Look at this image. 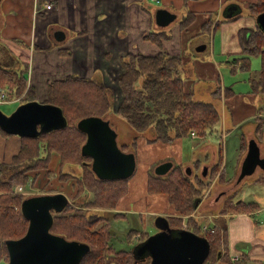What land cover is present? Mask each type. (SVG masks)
I'll return each instance as SVG.
<instances>
[{"label": "trees", "instance_id": "trees-1", "mask_svg": "<svg viewBox=\"0 0 264 264\" xmlns=\"http://www.w3.org/2000/svg\"><path fill=\"white\" fill-rule=\"evenodd\" d=\"M44 4L46 0H38ZM264 11V0H257L248 5V14L253 18ZM189 14L183 21L181 29L186 28L192 21ZM228 19L227 21L233 20ZM161 32L150 33L145 39L155 42L157 46L168 37ZM241 51L238 54H230L226 63L231 72L236 70L248 73V81L251 94L264 96V33L257 28L255 31L243 30L239 34ZM258 58L260 65L258 70L251 72L250 61ZM121 60L123 72L117 78V87L121 93V101L115 111L112 110V96L109 88L92 78L76 75L66 76L62 80L50 81L47 84V99L41 103L50 104L61 109L66 125L61 129L41 132L35 138L18 137L19 147L9 160L0 162V247H4L6 240H15L25 233L27 222L20 212L22 197L11 195L9 192L17 184H27L31 181L37 187L41 176H52V171L47 168L51 156L57 154L60 160L59 179L61 182L72 180L75 182L77 195H87L85 207H99L104 210H113L118 201L127 194L125 188L114 189L103 181L95 179L94 174L86 164L90 158L80 156V147L84 143L85 136L76 129V123L82 118L97 116L106 119L110 112L119 117L125 125L137 133L144 132L153 125L155 131L154 142L171 143L175 139L187 137L191 132L201 138L216 131L221 124V114L211 103L201 102L192 97L191 92L183 89V79L180 74L182 58L179 56L166 55L159 52L157 55L146 56L142 54H127ZM21 74L14 78L12 73L0 75V90L6 88L9 99H20L21 102L34 101L32 88L27 87L26 80ZM26 72V71H25ZM220 99V88L217 87L212 94ZM225 97L233 96L231 87L225 88ZM108 120V119H106ZM256 120V119H255ZM259 120V119H258ZM257 120L255 139H259L262 131V122ZM217 132V131H216ZM0 136H12L0 130ZM135 139L132 145L136 146ZM258 142V140L256 139ZM248 139L244 134L240 136V155L245 156ZM125 150V146H120ZM216 148V159L206 176L203 177V165L200 161H194L189 169L191 176H185L175 167L172 171H178L176 190L168 193V201L173 207L171 216L161 217V225L171 229L189 231L201 236L209 242L210 248L203 264H231L227 254L226 240L222 230L208 228L201 230V223L195 219L198 203L204 197L211 186L213 179L218 175L222 163V149ZM73 160V163L69 159ZM83 162L85 164H83ZM78 163L81 166L80 173L74 176L72 173L61 171L63 165ZM70 167V166H69ZM221 173V172H220ZM219 173L218 176L221 174ZM231 180L228 182L230 183ZM256 183L264 182L263 178L257 179ZM3 198V199H2ZM228 197L219 210V214H244L258 208L256 203L235 201ZM2 199V201H1ZM12 201L10 206H4V202ZM2 202V203H1ZM12 207H15L12 208ZM64 220L57 227L70 232L71 236L86 242L91 246V252L84 264H132V258L128 252L119 251L110 253L109 261L104 263L97 259L102 248H108L105 244L100 245L99 234L107 228L105 219L98 215H89L81 210L69 216H63ZM185 218V219H183ZM99 225L94 235L90 227ZM185 225L184 227H182ZM130 236V233L127 235ZM147 235L143 236V240ZM110 248V249H109ZM108 249L111 251V247ZM5 249V248H4ZM225 250V251H224ZM4 254L5 259L1 257ZM7 262L6 249L0 254V260ZM234 264H246L239 260Z\"/></svg>", "mask_w": 264, "mask_h": 264}, {"label": "crops", "instance_id": "crops-1", "mask_svg": "<svg viewBox=\"0 0 264 264\" xmlns=\"http://www.w3.org/2000/svg\"><path fill=\"white\" fill-rule=\"evenodd\" d=\"M52 1L51 10H36V2L41 5L45 3L42 4L38 0H0V73H12L15 78L23 71L24 80L29 73L30 78L26 80L28 82L26 85L32 88L34 101L38 102L47 99L46 88L50 81L62 80L71 75L92 79L97 76L99 78L97 82L112 88V85H117V78L123 72L120 59L127 54L154 57L159 52H164L166 55L179 56L182 58L181 69L189 66L198 72L199 77L204 78L212 73L216 88L219 87L221 90L223 87L216 70L217 64L219 65L218 57L230 60L228 59L230 54L240 53L241 47L238 43L240 32L255 31L256 28L255 18L248 14V5L257 0H158V4L149 0ZM234 7L236 10L233 15L227 18V9ZM159 8L166 9L176 16L166 29L158 28L153 20L154 13ZM189 14L193 15L191 23L181 29L183 21ZM231 18L234 19L227 21ZM57 31L63 33L62 40L54 37ZM161 31L168 38L162 40L159 46L145 39L148 34ZM207 57L210 59V65L207 64ZM182 79L184 91L191 92L194 96L193 85L189 84L191 81H187V78ZM6 90V88L0 90V94H5V100L0 104L20 101L9 99ZM222 94L220 99L213 95L212 98L223 100L224 104L227 103L230 108H234L238 103L235 100V93L233 92L231 97ZM249 94L253 99L259 96L251 94L250 91ZM260 101L264 103V97ZM250 117L259 119L263 126L260 109L253 107ZM227 136V128L220 125L217 137L225 143ZM252 136L253 133L245 135L248 141L255 139ZM259 140H264L262 131ZM18 141V137L14 135L10 138L0 136V162L9 160L11 155L17 152ZM257 143L259 146V141ZM203 148L211 154L209 162L201 166L204 174L202 176L205 177L216 159V148L212 145ZM224 155L222 148L223 160L219 171L221 175L218 176V173L211 183L222 184L221 192L219 195H212L209 186L208 192L200 200L192 216L198 221L211 217L208 220L211 224L209 226L222 230L229 258L239 256L246 264H264V240L251 239L252 235L240 224L241 221H231L232 215L216 213L223 208L229 196L224 188L229 185L230 180L238 176L244 159L239 149L238 157L227 172ZM121 211L131 212L133 215L138 212L139 215L147 213L144 210L124 208ZM252 212H256L255 215L263 213L264 207L258 205L250 214ZM173 213V207L169 205L168 212L161 215L165 217ZM239 215L241 216L238 219L249 217ZM220 218L229 219L230 224L226 227L219 225L217 220ZM261 229L263 231L264 226Z\"/></svg>", "mask_w": 264, "mask_h": 264}, {"label": "rangeland", "instance_id": "rangeland-1", "mask_svg": "<svg viewBox=\"0 0 264 264\" xmlns=\"http://www.w3.org/2000/svg\"><path fill=\"white\" fill-rule=\"evenodd\" d=\"M225 61L226 59L218 57L219 65L217 64L218 67L216 70H218L221 79L220 82L222 83L223 87L220 90V95L225 91L224 88L231 87L236 95L235 100L238 101L234 108H230L227 103L224 104L223 100H214L212 98L213 96L211 94L216 88L215 77L212 73L207 74V77L204 78L203 76L199 77L198 72L190 69L189 66L179 70L182 78H187V81H191L189 84L193 85L192 90L195 91V95L193 97H195V99L198 101L201 100V102H205L207 104L211 103L217 107L216 109L219 110V113L221 114L220 125L221 127L222 125H224V127L227 128L228 136L225 143L221 142L217 137V134L220 131V125L216 129L217 132L214 131L204 138L198 136L199 139H191L189 134L187 137L175 139L171 143H163L153 141L155 138L153 125L147 128L144 132L137 133L133 131L131 127L129 128L127 125H125V123L119 117L115 116L114 113L110 112V114L107 116L106 119H108V121L110 122L109 126H111V128L117 134L116 139L118 146L120 147L124 145L125 150L123 151H132L134 153L136 159V170L134 175L131 176V178L128 180L105 182L108 185L112 186L114 189L119 188L120 190V188H125L127 194L122 199V201L115 206V210H112L108 215V218L105 221V223L108 224L107 228L102 230L98 237L100 244L110 243L116 253H118V251H129L131 246L129 245V243H126V235L129 233V231L135 229L140 232H149V234L158 233L159 229L162 226L161 214L168 212L169 209L170 204L166 202L168 193L170 191L174 192L176 190L175 188L178 182L176 181V179L179 176L178 171H169L166 175H163L161 177L156 176L154 170L158 165L165 162L171 163L172 168L177 167L179 168V171L183 173V175L187 177L191 176V172L189 173V169L193 165L194 161H200L202 164L209 162L211 154L203 147L212 145L215 147L220 146L221 149H224V156L226 158L224 159L226 160L225 169L228 172L235 162L236 158L238 157V145L240 143V136L242 134L247 135L249 133H253L252 137L255 138L254 132L257 122L255 121V119L250 117L253 107L260 109V113H262V133L264 135V107H262L264 103L260 101L264 96L260 97L261 95L259 94L258 97L254 98V101V99L250 97V87L248 81H246L248 79V73L245 75L244 73L237 70L235 73L231 72V70L229 69V64H227ZM207 64H211L209 57H207ZM259 65V59L252 58L249 67L251 68V72L258 70ZM94 79L99 81V78L97 76H94ZM117 85L114 84L111 86L112 88L109 87V93L112 96L111 100L113 102V111L117 109V106L121 101V93ZM21 103L23 102L15 101L12 103L6 102L0 104V111L8 116ZM10 137L12 136L6 138ZM134 138H136V146L132 145V141ZM256 139L260 143V154L262 157H264V140H259L257 137ZM69 161L73 163V160L71 158L69 159ZM83 164L85 163L83 162ZM86 164H90V161ZM58 166H60L59 156L57 154H53L47 166V168L52 171V176L48 177V175L45 174L46 179L44 178V176H41L37 187L33 186L31 181H27L28 183L26 185L17 184L13 187L9 194L15 195V193L13 194L14 188L18 185H22L24 187L22 193L16 195L21 196L23 199L31 197L34 194L42 191L54 193L61 192L71 196L73 194V191H75V182L72 180H67V182H61L60 180H58L60 171V167ZM61 167V171L72 173L74 176H77L78 173H80L79 170H81V166H79L78 163L67 166L63 165ZM88 168L90 169V166H88ZM254 172L255 173L253 175L245 177L239 183L236 182L237 177L233 178L229 185H227V187H225L224 189L229 194L228 197L231 196V199L235 201L256 203L261 207H264V182L263 184L255 182L260 178H263L264 180V173L261 172L260 169H257ZM221 186L222 184H220L219 182H213V184L210 186L212 195H219V193L221 192ZM3 204L4 206L8 207L12 204V201H3ZM122 208H124L125 210H144L147 213L141 215H139V212L134 213V215L131 212L122 213ZM255 213L256 212H252L251 214L250 212L244 213L243 215H249L247 219H238V217L241 215L235 214L231 216V221H241L240 224L245 227V230L250 235H252L251 239L257 238L264 240V230L262 231L261 229V227L264 226V212L256 215ZM90 214L94 216H101L103 213L101 211L87 212V216H89ZM114 214L122 215L114 216ZM210 218L211 217H206L205 220L201 219L199 221L202 226L205 225L210 227L209 225L211 224L210 222H208ZM217 223L223 227H226L227 224H230V220L220 218L217 220ZM134 245H136L135 247L139 246V244H137L136 242L134 243ZM4 247H0V254L6 249H4ZM88 255L89 254L84 256L83 262L87 259ZM1 257L5 259L6 256L2 254ZM0 264H6V261H4L3 259L0 260Z\"/></svg>", "mask_w": 264, "mask_h": 264}, {"label": "water", "instance_id": "water-1", "mask_svg": "<svg viewBox=\"0 0 264 264\" xmlns=\"http://www.w3.org/2000/svg\"><path fill=\"white\" fill-rule=\"evenodd\" d=\"M235 10V7L228 8L226 17L230 18ZM174 18L176 16L173 13L159 8L153 20L158 28L166 29ZM255 22L264 33V11L256 16ZM54 37L57 40L64 38L60 31ZM62 114L60 108L50 104L38 101L21 103L8 116L0 111V130L9 135L35 138L41 132L64 127L66 121ZM109 125L108 120L97 116L85 117L76 123V129L85 136L80 156L90 158L88 166L95 179L103 182L128 180L136 170L135 155L132 151L121 150L117 144V134ZM246 147L237 183L253 175L257 169L264 173V157L260 154L257 141L250 139ZM171 169L172 164L165 162L158 165L154 172L156 176H162ZM67 204L68 199L63 193L23 199L19 208L28 227L18 240L5 241L4 248L8 254L6 264H80L82 257L89 253V246L79 241L69 242L49 233L53 224L52 211L60 213ZM161 229L139 246L136 255L147 253L150 264L204 263L210 248L206 239L185 229H171L166 225H162Z\"/></svg>", "mask_w": 264, "mask_h": 264}, {"label": "flooded vegetation", "instance_id": "flooded-vegetation-1", "mask_svg": "<svg viewBox=\"0 0 264 264\" xmlns=\"http://www.w3.org/2000/svg\"><path fill=\"white\" fill-rule=\"evenodd\" d=\"M45 179H46V177H44ZM57 193H61V192H44V191H42V192H38V193H36V194H34L33 196H31V197H36V196H41V195H52V194H57ZM66 197H67V199H68V204L66 205V208L62 211V212H60V213H56L55 214V212H53L52 211V216H53V224H52V226H51V228H50V231H49V233H52L53 235H57V236H59V237H62V238H64L66 241H79V242H82L81 240H78L77 238H74L73 236H71V234H70V232L68 233V232H64V230H62L61 228H60V226H59V228L57 227V224H59L60 223V221L62 222L64 219V217L63 216H69V215H71V214H74V213H78V211H80L81 210V212L82 211H87V212H91V211H101L103 214L101 215V216H99V217H102V218H104L105 219V221H106V219L108 218V215L111 213V211L112 210H110V211H108V210H104V209H102V208H99V207H85L83 204H85V202H86V199H87V195H83V194H81V195H77L75 192H73V194L70 196V195H67V194H65V193H63ZM30 197V198H31ZM27 198H29V197H27ZM26 199V198H25ZM23 200V199H22ZM22 202V201H21ZM21 204V203H20ZM19 207V206H18ZM12 208H14L15 209V207H12ZM113 210H115V209H113ZM122 213H124L123 211H121ZM91 215V214H90ZM118 215H120V214H114V216H118ZM122 215V214H121ZM120 215V216H121ZM105 221H104V223H102V224H106L105 223ZM27 222V221H26ZM108 223V222H107ZM165 226V225H164ZM27 227H28V222H27V226H26V230H27ZM162 227V226H161ZM99 228V225H96V226H93V227H90V229H91V231H93L92 233L94 234V235H96V229H98ZM168 228H170V227H168ZM26 230H25V232H26ZM162 229L160 228L159 229V231H158V233L161 231ZM130 233V236H127L128 234ZM129 233L126 235V239H127V241H126V243H129V245L131 246L130 247V249H129V251H123V252H128V253H130L129 255L131 256V258H132V264H150V257L147 255V253H145V254H142L141 256H138V255H136L137 254V251H138V248H139V246H141L143 243H144V240L142 239L143 238V236L144 235H147V238L145 239V241L146 240H148V238L151 236V235H155V234H149V232H146V231H144V232H140V231H137V230H131V231H129ZM24 234V233H23ZM157 234V233H156ZM137 243V244H139V246L138 247H135L136 245H134V243ZM87 244L88 246H89V249H90V251H89V253L91 252V246H90V244H88V243H86V242H82V244ZM98 244H100L99 242H98ZM105 244H107L106 246L109 248V247H111V251L108 249V248H102V250L100 251V255H98V258L97 259H102V261L105 263H107L108 261H109V258H110V256L109 255H111L112 253H116V251L113 249V247H112V245L110 244V243H105ZM101 246L102 245H104L103 243L102 244H100ZM119 252V251H118ZM88 253V254H89ZM111 253V254H110ZM86 256V255H85ZM83 260H84V256L82 257V259H81V262H80V264H84V262H86V260L83 262ZM8 262V261H7ZM6 262V263H7ZM83 262V263H82Z\"/></svg>", "mask_w": 264, "mask_h": 264}, {"label": "built area", "instance_id": "built-area-1", "mask_svg": "<svg viewBox=\"0 0 264 264\" xmlns=\"http://www.w3.org/2000/svg\"><path fill=\"white\" fill-rule=\"evenodd\" d=\"M150 2H152V3H155V4H158V0H149ZM53 8V1L52 0H46L45 1V4L44 5H41V4H39L38 2H36L35 3V9L36 10H51ZM30 75H29V73L27 74V79L29 80V77ZM4 100H5V95L4 94H0V103H2V102H4ZM191 138H198V136H195V133L194 132H191L190 133V135H189ZM225 137V135H223V138ZM222 138V139H223ZM23 186L22 185H18V186H16L15 188H14V190H13V194L15 193V195L16 194H21L22 193V191H23ZM201 227V230L202 231H205V230H207L208 229V227L207 226H205V225H201L200 226ZM211 232H213V228H212V230H211ZM239 260H241V258L239 257V256H231L230 257V261L232 262V263H236V262H238Z\"/></svg>", "mask_w": 264, "mask_h": 264}]
</instances>
